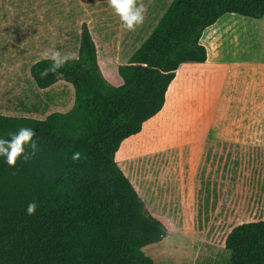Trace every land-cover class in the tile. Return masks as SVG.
Here are the masks:
<instances>
[{"label":"trees","instance_id":"1","mask_svg":"<svg viewBox=\"0 0 264 264\" xmlns=\"http://www.w3.org/2000/svg\"><path fill=\"white\" fill-rule=\"evenodd\" d=\"M228 14L261 19L264 0H173L118 66L119 86L104 77L87 24L62 76L41 77L49 59L32 65L37 88L70 84L75 101L70 111L44 119L0 114V136L30 127L39 149L15 167L0 158V264H154L144 249L166 238L165 223L147 213L116 158L162 112L180 67L207 62L204 31ZM33 200L37 210L28 215ZM224 248L228 264H264V214L235 226Z\"/></svg>","mask_w":264,"mask_h":264},{"label":"rangeland","instance_id":"2","mask_svg":"<svg viewBox=\"0 0 264 264\" xmlns=\"http://www.w3.org/2000/svg\"><path fill=\"white\" fill-rule=\"evenodd\" d=\"M172 0H136L146 11L121 28L107 0H0V114L46 118L74 106L73 86L40 90L30 74L45 50L77 58L83 24L97 45L106 80L122 84L127 64ZM212 60L177 71L167 104L116 162L166 238L144 249L154 264H228L224 241L238 224L264 214V101L248 77L220 74Z\"/></svg>","mask_w":264,"mask_h":264},{"label":"crops","instance_id":"3","mask_svg":"<svg viewBox=\"0 0 264 264\" xmlns=\"http://www.w3.org/2000/svg\"><path fill=\"white\" fill-rule=\"evenodd\" d=\"M200 42L208 52L204 64L215 60L220 74L248 77L250 95L264 101V17L225 15L204 31Z\"/></svg>","mask_w":264,"mask_h":264},{"label":"clouds","instance_id":"4","mask_svg":"<svg viewBox=\"0 0 264 264\" xmlns=\"http://www.w3.org/2000/svg\"><path fill=\"white\" fill-rule=\"evenodd\" d=\"M108 5L114 13L119 17L120 26L127 31H133L144 21V13L146 11L143 4H137L136 0H107ZM43 56L49 59L51 63L41 73V77H46L49 73L62 76L59 69L72 58L71 54H62L55 47H51L44 51ZM7 139L0 136V158L9 167H15L17 160L23 162L29 161L32 156L39 150L34 136L36 133L30 127H20L15 132H9ZM80 153L73 152L72 160L77 161ZM37 210L35 200L29 202L26 207V213L33 215Z\"/></svg>","mask_w":264,"mask_h":264}]
</instances>
